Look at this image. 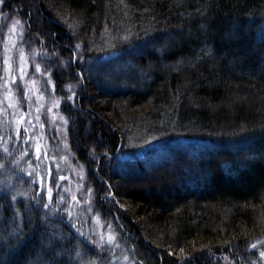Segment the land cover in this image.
<instances>
[{"label": "trees", "instance_id": "trees-1", "mask_svg": "<svg viewBox=\"0 0 264 264\" xmlns=\"http://www.w3.org/2000/svg\"><path fill=\"white\" fill-rule=\"evenodd\" d=\"M14 24L70 168L59 205L0 133V264H264V0H4L0 80Z\"/></svg>", "mask_w": 264, "mask_h": 264}, {"label": "rangeland", "instance_id": "rangeland-1", "mask_svg": "<svg viewBox=\"0 0 264 264\" xmlns=\"http://www.w3.org/2000/svg\"><path fill=\"white\" fill-rule=\"evenodd\" d=\"M10 40H6L8 42V51L4 50L3 55L4 58L7 57L8 64L5 66V76L4 72L0 80V133L3 137L4 144L1 145V148L4 150L6 142H9L13 136L17 139V126L19 125V133L22 135V138L25 140V146L22 150V153L26 152L27 154L24 156L19 155L18 159L16 160L17 167H22V172L27 174L29 178L34 183H37L41 190H44L47 181L50 176V172L55 170L56 172V179L57 181V188L60 189L61 195H59L60 200L58 201L59 205H63L66 200V192L63 193L62 188L67 187L66 181V172L69 171L67 169L70 168V165L66 167L64 171L63 163L60 159V156L56 154L54 150H52L51 146L48 144L46 139H43V131L40 129V122L37 120V116L43 114L47 100L44 94H40L36 101H34L33 95L34 91L33 88L30 90H26L25 93L22 95V88L25 85L26 81V73L28 65L26 63L22 64L19 55V47L17 46V28L15 27V31H10ZM15 41V45L11 43V41ZM25 60L27 59L26 55ZM24 68V74L21 77L20 75V68ZM15 76L16 79L13 81L12 77ZM7 80L8 83L5 84L4 81ZM11 93L9 95L8 93ZM51 108V112L54 111L55 106L52 103L49 105ZM38 110V111H37ZM48 111V110H47ZM36 112V114H35ZM47 114H50L48 111ZM24 115V120L21 123L19 121V117ZM53 117V121L55 119L54 114H50ZM39 117V116H38ZM25 128L28 129L27 133H25ZM9 133V134H8ZM25 136L28 138L26 139ZM14 139V138H13ZM14 139V144L18 143V139ZM37 145H39V162L37 161ZM70 164V163H69ZM31 165V166H30ZM72 168V180L74 181L77 177H79L80 170L76 169V166ZM29 173H32L30 176ZM66 174V175H65ZM63 177V179H60ZM1 183L2 190L7 189L10 185L7 181ZM0 184V185H1ZM67 189V188H66ZM62 197V199H61ZM99 224L98 221L94 224V228H98ZM95 232H101V230H95ZM115 264H132L130 261L125 259V257H119L114 261Z\"/></svg>", "mask_w": 264, "mask_h": 264}, {"label": "snow or ice", "instance_id": "snow-or-ice-1", "mask_svg": "<svg viewBox=\"0 0 264 264\" xmlns=\"http://www.w3.org/2000/svg\"><path fill=\"white\" fill-rule=\"evenodd\" d=\"M3 3H4V0H0V4H3ZM19 23H20L19 20L15 21V24H19ZM15 24H14L13 27H12V31H15ZM21 38H22V37H21ZM122 39L127 40V39H129V37H128V36H123ZM11 43L13 44V46L15 45V41H14V40H12ZM75 47H76L77 49H79V48L81 47V45H80V44H76ZM5 50H6V51L9 50V49H8V42H7V41L5 42ZM19 55H20L21 63L26 65L27 62H26V60H25L24 50H23V47H22V46L19 48ZM34 55H35V51H33V56H34ZM4 63H5V65L8 64V59H7V57H5ZM5 71H7V69H5ZM35 71H36V72H40V71H41V65H40V64H38V63L35 64ZM23 74H24V68L21 67V68H20V75H21V77L23 76ZM43 74L47 76V75H48V72L45 71ZM15 79H16V77L13 76V77H12V80L14 81ZM4 83L7 84L8 81L5 80ZM31 83L34 84L35 81H32ZM48 83H50V84L52 83V81H51L50 78H49V80H48ZM54 87H55V86L53 85V88H54ZM67 87L69 88V90H71V88H72L71 85H68ZM8 94L11 95L10 92H9ZM25 95H27V93H25ZM75 95H76L75 92H71V95H69V96L67 97V99H68L69 101H72V99H73V97H74ZM51 103H52L53 106H58V104H59V98H58V97H53ZM37 111H38V110H37ZM48 111L51 112V108H49ZM61 119L63 120L64 117H61ZM23 120H24V115H21V116L19 117V121L22 123ZM37 120H39V117H38V116H37ZM65 123H67L66 120H65ZM40 126L43 127V124H41ZM27 131H28V129L25 128V133H27ZM16 132H17V136H19V125L17 126ZM25 138L27 139L28 137L25 136ZM4 151L7 152L8 149L5 147V148H4ZM26 154H27L26 152L21 153V156H24V155H26ZM37 161L39 162V145H37ZM14 162H17V161H14ZM3 166H4L3 164H0V167H3ZM30 166H31V165H30ZM29 175L31 176L32 173H29ZM81 175H82V173H81ZM60 179H63V177H60ZM88 191L91 192L92 190H91V189H88ZM51 193H52V189H51L50 187L47 188V194H48L49 201H51ZM17 195H24V196H27V192H24V193L17 192ZM108 195H111V193H108ZM11 199H12V200H16V195H13V196L11 197ZM33 199H36V197H33ZM61 199H62V197H61ZM72 199H73V200H76V196H75L74 194H73V196H72ZM36 203H37V204H40L41 201H40V200H36ZM43 207H44L45 209H48V208H49V203H44V204H43ZM55 207H56V206H53V208H52V211H53V212H55ZM64 211H65V212H68V209H65ZM89 211H91V208H89ZM111 227H112V225L109 223V224H108V228L111 229ZM78 231H79V230H78ZM82 234H83V233H82ZM89 240H90V242H91L92 244H94V245H98V243H99L98 241L91 240L90 237H89ZM103 240H104V237L101 236V241H103ZM113 240H114V236H113L112 234H109V235H108V243L111 244ZM259 244H261V241H260V240H257V241H255V243L250 244L249 247L252 248V249H256V248H257V245H259ZM181 251H183V249H181ZM259 257L264 258V250H260V251H259ZM125 259H128V258L125 257ZM91 264H95V262L93 261V262H91Z\"/></svg>", "mask_w": 264, "mask_h": 264}]
</instances>
